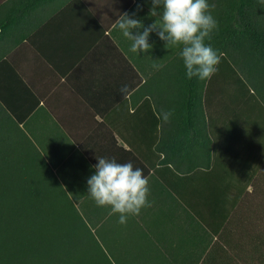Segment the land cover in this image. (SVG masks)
Here are the masks:
<instances>
[{"label":"crops","instance_id":"crops-1","mask_svg":"<svg viewBox=\"0 0 264 264\" xmlns=\"http://www.w3.org/2000/svg\"><path fill=\"white\" fill-rule=\"evenodd\" d=\"M137 4L145 25L159 20L142 0H0V91L12 94L21 126L76 204L101 217L93 226L99 239L130 251L133 264H264V145L248 149L239 139L220 156L217 142L230 124L223 120L201 124L202 145H167L181 101L202 82L174 65L181 45L166 48L155 33L147 53L130 51L114 21ZM168 111L174 116L165 121ZM154 142L169 149V162L153 161ZM97 157L142 168L151 207L120 224L119 214L97 206L87 185ZM246 164L253 175L242 185L232 167Z\"/></svg>","mask_w":264,"mask_h":264},{"label":"trees","instance_id":"trees-1","mask_svg":"<svg viewBox=\"0 0 264 264\" xmlns=\"http://www.w3.org/2000/svg\"><path fill=\"white\" fill-rule=\"evenodd\" d=\"M142 1L151 8V0ZM209 3L215 5L212 14L218 29L205 43L223 54L218 72L201 80L202 87H195L191 97L181 101V119L170 127L171 137L166 142L176 148L202 145L205 131L201 128L206 127L201 124L216 126L217 120H223L230 123L227 138L220 139L217 146L220 156H225L239 139L248 149L264 145V0ZM182 47L173 50L178 53L174 65L186 72L179 55ZM25 94H19L18 99ZM8 97L0 91V264H116L115 256L119 264H133L130 251L125 254L119 245L103 244L99 239L93 226L101 217L92 214L91 207L76 204L78 195L69 192L32 143ZM185 107H192L193 113ZM248 123L255 124L251 130ZM155 143L150 149L154 157L149 156L153 161L169 162V149ZM232 173L244 185L253 175L252 166H233ZM174 174L170 173L171 179L165 177L170 188ZM140 233L146 232H134Z\"/></svg>","mask_w":264,"mask_h":264},{"label":"clouds","instance_id":"clouds-1","mask_svg":"<svg viewBox=\"0 0 264 264\" xmlns=\"http://www.w3.org/2000/svg\"><path fill=\"white\" fill-rule=\"evenodd\" d=\"M214 7L209 0H151L149 15L159 20L145 25L138 18L142 5L137 4L135 12L119 14L114 26L131 41L133 53H147L153 47L149 42L152 33L165 42L166 48L183 45L179 55L187 78L206 80L218 72L223 55L210 43H205L218 29V21L212 14ZM118 91L126 98L129 88L124 85ZM171 115V111L162 113L165 121ZM97 160L98 163L91 166L94 174L87 179L88 194L97 206L110 207L112 214H119L120 224H126L130 216L151 207L150 178L142 168L134 167L131 162L118 163L115 157H97Z\"/></svg>","mask_w":264,"mask_h":264},{"label":"rangeland","instance_id":"rangeland-1","mask_svg":"<svg viewBox=\"0 0 264 264\" xmlns=\"http://www.w3.org/2000/svg\"><path fill=\"white\" fill-rule=\"evenodd\" d=\"M60 172H62V173H64V174H67V173H70V172H71V174L75 173L74 170H73V171H67V170L65 169V166L60 167ZM73 178H74V177H73Z\"/></svg>","mask_w":264,"mask_h":264}]
</instances>
